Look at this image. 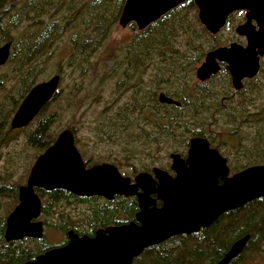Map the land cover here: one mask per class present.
Segmentation results:
<instances>
[{
    "label": "trees",
    "instance_id": "trees-1",
    "mask_svg": "<svg viewBox=\"0 0 264 264\" xmlns=\"http://www.w3.org/2000/svg\"><path fill=\"white\" fill-rule=\"evenodd\" d=\"M123 4L124 0H0V46L3 42H12V53L7 64L15 60L17 71L22 73V85L16 93L7 92L6 99L0 103V144L10 139L12 114L29 90L37 84L38 75L46 67V60L39 58L68 33L70 63L75 61V64L80 65L88 59L89 53L100 45L111 26L117 22ZM197 12L194 1L186 0L137 32L126 44V53L134 55L135 63L139 55H144L146 61L158 65L161 77H166L169 81L172 79V85H175L173 92L165 94L181 103L177 106L155 100V107L148 106L146 102L141 107L138 105L139 121L143 120L145 126L138 132L137 137L140 140H132L130 153L143 150L152 154L165 141L169 142L170 150L185 157L189 143L182 146L180 140L183 138L179 137L184 136L187 139L188 136H202L227 158L229 168L234 173L249 166L264 164V120L258 122L260 125L256 128L253 139L249 140L241 154L247 155L251 152L253 157H241L246 162L238 165L232 164L229 154L215 144L217 128L209 127L211 124H221L220 127L226 134L236 133L240 129V118L244 117L245 121L249 106H257L264 90L263 78L261 79L264 68L257 76L246 79L243 88L237 91L234 90L230 74L224 66L207 81H194L196 68L205 54L221 45L219 35L225 28L233 29L236 23L242 22L243 13L236 11L231 14L225 28L213 35L200 23ZM130 25L135 27L134 23ZM11 31H17L19 36L11 35ZM231 32L235 35L234 31ZM237 40L243 42L244 39L239 37ZM4 86L5 83L0 80V88ZM60 92L59 87L53 98L33 119L34 121L38 118V122L27 136L30 146L44 151L54 142L55 134L51 133V127L55 114L52 112L44 115V112L57 100ZM67 100L68 107H72L74 100L71 97ZM124 110L125 108H121L116 115L121 116ZM115 118L117 116L112 119ZM104 122L105 120L102 130L99 129L100 133L102 136L110 135L106 131L110 122ZM128 125L134 128L137 122L133 126V121L130 120ZM147 126H151V130ZM134 131L137 129L134 128ZM177 133L178 136L174 138ZM230 148L234 153L240 152L237 144ZM86 154L87 152H83L86 162L92 165V158H86ZM132 156L135 157V154ZM111 161L118 167L114 160ZM138 169L140 172L152 171L150 165H142ZM163 169L170 171V168ZM122 174L128 176L126 172ZM18 189L17 184H12V187L0 184V197L8 196L12 201V208L19 201ZM35 190L42 201L40 218H43L45 228H55L63 233L73 229L80 235L93 236L101 227L130 222L138 209L137 201L131 196L117 195L112 200H106L100 196H77L63 189ZM66 200L88 206L83 227L73 225L68 215L61 211L56 214L57 220L52 219L56 204ZM5 228L6 215H0V264H18L33 260L46 250L66 242L65 240L60 244L49 245L44 242L45 235L40 239L26 237L7 241ZM246 234L251 237L245 250L230 264H250L246 258L250 259L254 253L264 251V198L252 200L238 209L222 214L212 225L198 232L176 235L148 247L132 264H215L236 239ZM256 241L258 245L252 247Z\"/></svg>",
    "mask_w": 264,
    "mask_h": 264
},
{
    "label": "water",
    "instance_id": "water-1",
    "mask_svg": "<svg viewBox=\"0 0 264 264\" xmlns=\"http://www.w3.org/2000/svg\"><path fill=\"white\" fill-rule=\"evenodd\" d=\"M186 0H125L119 17L122 27L134 23L139 31ZM198 18L215 35L230 15L245 11V21L236 33L246 44L231 42L209 50L196 69V77L206 81L226 64L234 89L244 80L257 76L264 57V0H193ZM257 21L258 29L252 24ZM12 42L0 46V66L11 54ZM61 81L59 74L35 84L19 104L10 126L26 127L53 98ZM159 101L180 106L176 99L161 92ZM169 171L158 166L152 172L141 171L132 179L110 162L90 167L75 144V134L63 129L54 142L36 159L27 181L19 186L18 204L6 218L5 239H40L44 222L39 220L42 202L36 188L46 191L63 189L77 196H101L112 200L117 195L137 198L135 219L96 230L93 236L67 231V243L52 247L33 260L18 264H132L146 248L168 238L191 234L212 225L222 214L248 202L264 198V164L249 166L230 175L228 160L202 136L189 140L186 157L170 154ZM155 195V196H154ZM161 201L160 206L157 202ZM250 234L236 239L215 264H230L246 248ZM11 264V263H5Z\"/></svg>",
    "mask_w": 264,
    "mask_h": 264
},
{
    "label": "rangeland",
    "instance_id": "rangeland-1",
    "mask_svg": "<svg viewBox=\"0 0 264 264\" xmlns=\"http://www.w3.org/2000/svg\"><path fill=\"white\" fill-rule=\"evenodd\" d=\"M237 24L239 23H236L233 29L225 28L224 32L219 35L221 45H228L231 42L241 43L237 40L239 35L235 31ZM134 26L122 27L118 19L111 26L106 37L101 40L100 45L90 52L88 59L80 65L75 64V61L70 63L69 35L65 33L39 58V60H46V67L37 77V83H39L47 81L55 74L61 75V94L44 112V115L52 112L55 114L51 127V133L55 134L54 137L56 138L63 129L74 130L80 143V151L87 152L86 158L91 157L93 164L114 160L121 172H126L132 178L140 172L138 168L142 165H150L151 168L154 166L171 167L170 154L173 151L170 150L169 142L162 141V145L158 149H154L152 154H147L143 150L130 153L129 148L132 140H140L137 137L138 132L142 126H145L143 120L139 121L137 106L141 107L146 102L148 106L155 107V100L158 101L159 94L173 92L175 86L172 85V79L169 81L166 77H161L158 65L146 61L144 55H139L136 63L133 61L134 55H127L126 44L137 32H140L135 24ZM231 31H234L235 35L231 34ZM10 33L15 37L19 36L17 31ZM234 36L236 39L233 40ZM6 64L0 67V77L4 78L0 80L5 83V86L0 88V103L6 99L7 92L16 93L18 87L22 85V73L17 71V62L13 60L12 63ZM261 65L263 69L264 60ZM261 79L264 82V71L261 73ZM196 80L198 79L196 78L194 81ZM69 97L74 100L72 107H68L67 99ZM254 106L256 105L249 106L245 121L244 117L240 118L242 126L236 133L226 134L225 130L223 131L220 127L221 124L219 126L209 125L210 128L212 126L217 128L215 144L229 154L234 165L246 162L240 159L241 157H253L251 152H248L247 155L241 154L249 140L253 139V134L260 125L258 122L264 120V90L258 99L257 106ZM121 108H125L122 115H116ZM114 116L117 118L113 120ZM104 120V123L110 122V127L106 128L110 135L102 136L100 133L99 129L102 130ZM130 120L133 121V126L137 122V125L134 126L137 131L128 125ZM37 122L38 118L24 129H12L10 126L12 129L10 139L0 144V184L12 187V184L20 186L26 183L31 167L43 152V149L30 146L27 143V136L37 126ZM147 128L151 130V126H147ZM177 136L178 133L173 137ZM192 137L195 136H188L187 139L184 136L179 137L183 138L180 140L182 146L189 143ZM233 144L239 146L240 152L235 151L234 153V150L230 148ZM188 148L189 146L186 148L187 152ZM133 154L135 157L132 156ZM138 156H141L140 159L136 158ZM152 163L153 165H151ZM13 209L12 201L8 196L0 197V215H6L7 218ZM60 211L68 215V219L73 225L82 227L85 225L84 217L88 212L87 205L73 202V200L62 201V203H57L53 209L52 219L57 220L56 214ZM66 233L46 227L44 242L49 245L60 244L67 239ZM257 245L256 241L252 247ZM263 253L264 251L254 253L253 257L246 258V260L250 264H264ZM255 260L256 263H253Z\"/></svg>",
    "mask_w": 264,
    "mask_h": 264
},
{
    "label": "flooded vegetation",
    "instance_id": "flooded-vegetation-1",
    "mask_svg": "<svg viewBox=\"0 0 264 264\" xmlns=\"http://www.w3.org/2000/svg\"><path fill=\"white\" fill-rule=\"evenodd\" d=\"M241 12L243 13V21H242L241 23L237 24V26L240 25V24H242V23L245 21V19H246V17H245V11H241ZM252 24L254 25V27H255L256 29H258L257 21H256L255 19H253ZM235 30H236V28H235ZM242 38H243L244 40H243V42H241V43H242V44H244V43L246 44V38L243 37V36H242ZM262 60H264V57L261 58V63H262ZM222 66H224V67L226 68V64L221 63V68H222ZM261 69H262V65H261ZM75 144H76V146L78 147V149H79V151H80V143H79V141H78L76 135H75ZM80 153L82 154V157H83V159H84V161H85L87 167H90V166L94 165V164L89 165V164L86 162V159H85V156L83 155L82 150L80 151ZM95 164H96V163H95ZM169 173H171L172 175H174V173H173L172 171H170ZM154 196H155V195H154ZM83 197H84V196H83ZM85 197H87V196H85ZM90 197H91V196H90ZM134 198H135V200L137 201V198H136V197H134ZM137 204H138V202H137ZM161 204H162L161 201H158V202H157V205H158V206H160ZM138 211H139V206H138V209H137V211L135 212V214H136ZM11 212H12V211H11ZM39 219H40V218H39ZM134 219H135V216H134ZM134 219H133V220H134ZM131 221H132V220H131ZM126 223H128V222H126ZM113 225H116V224H113ZM118 225H119V224H118ZM65 243H67V239H66V242H65ZM65 243H64V244H65Z\"/></svg>",
    "mask_w": 264,
    "mask_h": 264
},
{
    "label": "bare ground",
    "instance_id": "bare-ground-1",
    "mask_svg": "<svg viewBox=\"0 0 264 264\" xmlns=\"http://www.w3.org/2000/svg\"><path fill=\"white\" fill-rule=\"evenodd\" d=\"M171 97V96H170Z\"/></svg>",
    "mask_w": 264,
    "mask_h": 264
}]
</instances>
